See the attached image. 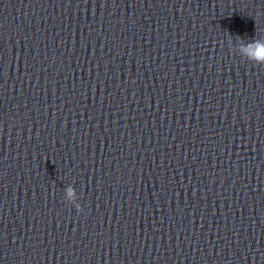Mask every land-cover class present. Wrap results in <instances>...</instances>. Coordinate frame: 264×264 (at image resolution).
I'll list each match as a JSON object with an SVG mask.
<instances>
[{"label": "clouds", "instance_id": "9594fccd", "mask_svg": "<svg viewBox=\"0 0 264 264\" xmlns=\"http://www.w3.org/2000/svg\"><path fill=\"white\" fill-rule=\"evenodd\" d=\"M241 51L254 63L264 64V41L251 40L248 44L242 45ZM72 189H68L67 197L71 199L73 197ZM78 210H81L80 206H77Z\"/></svg>", "mask_w": 264, "mask_h": 264}]
</instances>
